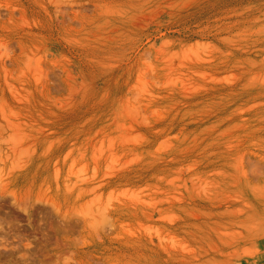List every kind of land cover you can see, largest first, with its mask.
<instances>
[{
	"label": "rangeland",
	"instance_id": "rangeland-1",
	"mask_svg": "<svg viewBox=\"0 0 264 264\" xmlns=\"http://www.w3.org/2000/svg\"><path fill=\"white\" fill-rule=\"evenodd\" d=\"M0 264H264V0H0Z\"/></svg>",
	"mask_w": 264,
	"mask_h": 264
}]
</instances>
